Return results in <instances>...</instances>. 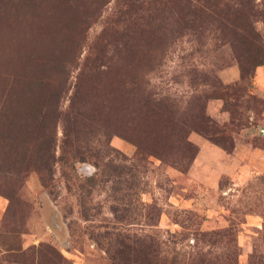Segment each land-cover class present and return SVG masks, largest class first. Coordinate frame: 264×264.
<instances>
[{"label": "rangeland", "instance_id": "1", "mask_svg": "<svg viewBox=\"0 0 264 264\" xmlns=\"http://www.w3.org/2000/svg\"><path fill=\"white\" fill-rule=\"evenodd\" d=\"M125 1L0 0V264H115L120 243L140 239L166 264H264V64L249 87L260 103L239 99L232 122L211 78L234 84L240 67L216 24L192 31L162 0H132L134 81L149 104L135 98L127 118L117 63L88 84L84 71L92 47L113 51L104 34ZM199 98L230 152L189 127V151L164 134L157 107L192 125ZM66 118L85 160L59 158Z\"/></svg>", "mask_w": 264, "mask_h": 264}, {"label": "trees", "instance_id": "2", "mask_svg": "<svg viewBox=\"0 0 264 264\" xmlns=\"http://www.w3.org/2000/svg\"><path fill=\"white\" fill-rule=\"evenodd\" d=\"M255 0H162L161 6L163 11L168 9V12H172L173 15H179L180 19L185 21V26L192 31L201 32L202 27H207L209 24L214 22L216 27L219 28L220 33L225 42L230 47L235 48L236 58L238 59L240 67V77L234 84L222 86L216 80V77L211 78V85L214 87L213 96L219 97L223 100L222 108L227 111L230 115L232 122L238 120L242 116V111L239 109L242 103H239V99L246 102L250 101L253 103H260L261 100L256 98L249 92L251 86V78L254 74L255 67L264 64V34L260 33L255 27V20L257 18L264 17V0H260L261 4L254 3ZM128 5L127 10H122V20L115 21L117 25H112L104 37L110 36L115 42V47L112 52L106 47H92L86 58V69L85 79L87 84L94 79L103 77L109 67L116 62L115 75L119 78L121 85V101L122 112L127 118H131L130 114L134 110L133 101L135 98H139V102L142 103V109L147 108L149 102L148 92L145 89L140 88L138 85L135 86L136 82L134 77V52L131 48V34L132 29L130 26L131 15L129 14V7L132 5V0L125 1ZM137 12V11H135ZM119 26V27H118ZM204 35V34H202ZM115 40V41H114ZM236 47H242L243 51H238ZM206 76L205 73L201 74ZM126 87L128 90L126 91ZM134 87V89H133ZM123 91V92H122ZM88 97V93L84 94ZM86 101V100H85ZM199 98V105L197 111L193 116V123L183 120L177 115L176 109H171L168 106H158V113L165 118L163 132L169 140L185 151L190 150V143L187 141L186 127L192 130H197L204 136H207L214 143L219 144L223 149L230 152L232 149V141L228 134H226V128H220L217 126L208 115L205 114V104L201 102ZM120 103V102H119ZM121 106V105H120ZM246 106V105H245ZM162 107V108H161ZM77 115L85 116V103L80 101L79 105L76 106L75 111ZM130 120H124V123H129ZM239 123V120L237 124ZM123 124V123H122ZM108 129L104 130L105 136L108 135ZM90 133L91 131L88 130ZM78 130L72 126L67 118L64 121L63 126V140L60 146V159L64 160H85L86 156L80 149V140L78 137ZM90 138L82 139L83 142L88 143ZM51 137L48 140V146L51 144ZM136 141V140H135ZM25 142V140H24ZM50 143V144H49ZM139 146L137 141L135 142ZM182 143V144H181ZM183 145V146H181ZM170 148H172L170 146ZM184 153V152H183ZM82 154V155H81ZM150 155L163 157L161 153L156 151H150ZM169 154V153H168ZM182 155V154H181ZM185 155V153H184ZM182 155L183 158L186 157ZM169 156V155H168ZM180 155L174 157V163H180V160L176 159ZM54 158V153L51 155ZM191 156L186 159L184 164H180V170L185 172L189 168V161ZM178 160V161H176ZM114 211H117L114 209ZM120 253L125 255L119 256L118 261H114L115 264H166L167 259L160 258L159 245L150 241L147 242L144 239L135 240L132 244L120 243V247L117 249ZM129 259L128 262L123 260ZM202 261L205 260L203 256H200ZM262 258L259 264H262ZM207 263V262H204Z\"/></svg>", "mask_w": 264, "mask_h": 264}, {"label": "water", "instance_id": "3", "mask_svg": "<svg viewBox=\"0 0 264 264\" xmlns=\"http://www.w3.org/2000/svg\"><path fill=\"white\" fill-rule=\"evenodd\" d=\"M85 169H88V167H85Z\"/></svg>", "mask_w": 264, "mask_h": 264}]
</instances>
